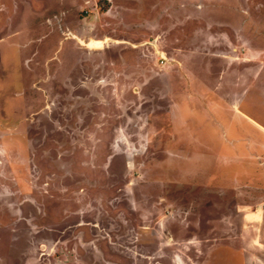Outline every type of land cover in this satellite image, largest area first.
<instances>
[{"label": "rangeland", "instance_id": "rangeland-1", "mask_svg": "<svg viewBox=\"0 0 264 264\" xmlns=\"http://www.w3.org/2000/svg\"><path fill=\"white\" fill-rule=\"evenodd\" d=\"M261 125L264 0H0V264H264Z\"/></svg>", "mask_w": 264, "mask_h": 264}, {"label": "flooded vegetation", "instance_id": "flooded-vegetation-1", "mask_svg": "<svg viewBox=\"0 0 264 264\" xmlns=\"http://www.w3.org/2000/svg\"><path fill=\"white\" fill-rule=\"evenodd\" d=\"M262 185H261V183H259V184H257V185H259V187H262L263 185H264V180H262ZM252 186V185H251ZM179 191H180V193L181 194H183V195H185V192H187V190H185L184 191V188H181V189H179ZM217 191H225L226 193H228V195H229V197H232L233 198V202H234V204H236V212H239V210L241 209L240 207H241V205H243V204H245V202H242V201H238L239 200V198L241 199V200H243V201H249V198L251 197V196H257L258 197V194L259 193H257V190H250V189H242V191H241V189H237V188H230V189H228V188H226V189H221V190H213V189H211V191H209L210 193H214V192H217ZM237 193V195H234L233 196V194L232 193ZM239 193V194H238ZM246 194H249L250 196H249V198L248 199H246ZM262 194V193H261ZM261 194H259V195H261ZM206 195H208V194H206ZM194 196H196V198H197V195H194ZM196 201V200H195ZM210 204H211V208H212V210H214L213 209V207H215L216 206V209L219 207V205L221 206V202L219 203V202H215V203H213L212 202V199H211V202H210ZM213 206V207H212ZM264 221V220H263ZM264 223V222H263Z\"/></svg>", "mask_w": 264, "mask_h": 264}, {"label": "crops", "instance_id": "crops-1", "mask_svg": "<svg viewBox=\"0 0 264 264\" xmlns=\"http://www.w3.org/2000/svg\"><path fill=\"white\" fill-rule=\"evenodd\" d=\"M107 39V38H106ZM95 41H97V40H95ZM100 41H103V40H100ZM122 44V43H121ZM118 45H120V44H118ZM90 48V47H89ZM96 49H98V48H96ZM238 51V50H237ZM215 53H216V55H218V51L216 50L215 51ZM226 53V52H225ZM225 53H223V55H225V56H223V58H225V59H229V57H228V52L225 54ZM241 54H242V52H241ZM163 57V56H162ZM164 59V58H163ZM238 59H239V57H238ZM165 60L167 61L168 59H166L165 58ZM175 60V59H174ZM176 62V61H175ZM175 62H172V64L173 63H175ZM179 66L181 65L180 63H178V62H176ZM236 75V74H235ZM242 80H244L243 78H242ZM243 82V81H242ZM191 96V95H190ZM235 111H238V112H240V108H238V105L235 107V109H234ZM243 114V113H242ZM244 115V114H243ZM246 117H248L247 115H245ZM256 126H258V128L260 127V125L258 124V125H256ZM262 126V128L264 129V126L263 125H261ZM260 129V128H259ZM256 145H257V148H260V143H256L255 142V146L253 147V148H256ZM263 146H261V148H262ZM252 187H253V189L252 190H257V193H259L260 194V190H261V188L263 187L264 188V185L262 186V187H259V185H252ZM243 189H249V188H246V187H243ZM264 193V192H263ZM258 194V197L257 196H251L250 198H249V201L248 202H246L245 204H243V205H241V207H243V208H245V207H247V209H249V211H251V210H253L252 208H254V207H252L253 205H251V204H253L254 202H259L260 204H262L261 205V207H263V209H264V203H263V200H264V197H262V203H261V201H258V199L257 198H259L260 197V195ZM259 203H257V205L259 204Z\"/></svg>", "mask_w": 264, "mask_h": 264}, {"label": "bare ground", "instance_id": "bare-ground-1", "mask_svg": "<svg viewBox=\"0 0 264 264\" xmlns=\"http://www.w3.org/2000/svg\"><path fill=\"white\" fill-rule=\"evenodd\" d=\"M102 43L103 42H96V41H91L90 43H89V47L90 48H100V47H102ZM200 181V180H199Z\"/></svg>", "mask_w": 264, "mask_h": 264}, {"label": "water", "instance_id": "water-1", "mask_svg": "<svg viewBox=\"0 0 264 264\" xmlns=\"http://www.w3.org/2000/svg\"><path fill=\"white\" fill-rule=\"evenodd\" d=\"M106 40H109V39H105V40H103V41H106ZM107 43H109V42H107ZM86 46H87V44H86ZM88 47V46H87ZM89 48V47H88Z\"/></svg>", "mask_w": 264, "mask_h": 264}]
</instances>
